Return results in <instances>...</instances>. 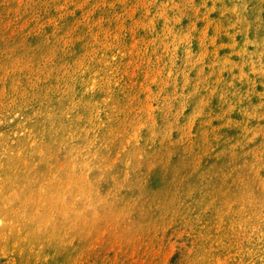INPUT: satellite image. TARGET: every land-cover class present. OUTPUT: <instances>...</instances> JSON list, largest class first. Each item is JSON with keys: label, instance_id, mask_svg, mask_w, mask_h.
<instances>
[{"label": "rangeland", "instance_id": "obj_1", "mask_svg": "<svg viewBox=\"0 0 264 264\" xmlns=\"http://www.w3.org/2000/svg\"><path fill=\"white\" fill-rule=\"evenodd\" d=\"M0 264H264V0H0Z\"/></svg>", "mask_w": 264, "mask_h": 264}]
</instances>
